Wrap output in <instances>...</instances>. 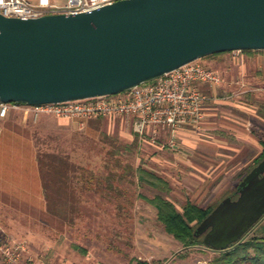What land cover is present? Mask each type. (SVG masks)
<instances>
[{
    "label": "water",
    "instance_id": "1",
    "mask_svg": "<svg viewBox=\"0 0 264 264\" xmlns=\"http://www.w3.org/2000/svg\"><path fill=\"white\" fill-rule=\"evenodd\" d=\"M264 51V0H120L79 15L0 14V100L115 96L208 56ZM196 229L224 252L264 217V160Z\"/></svg>",
    "mask_w": 264,
    "mask_h": 264
},
{
    "label": "rangeland",
    "instance_id": "2",
    "mask_svg": "<svg viewBox=\"0 0 264 264\" xmlns=\"http://www.w3.org/2000/svg\"><path fill=\"white\" fill-rule=\"evenodd\" d=\"M226 57L223 62L205 64L219 72L224 80L221 90H218L219 102L213 104L210 100L206 104L205 120L216 116L218 122L224 124H230L231 120L242 123V130L251 133L255 141L250 143L236 137H220L228 142L230 149H224L220 144L214 148L232 155L234 159L238 153L235 151H247L238 161L244 162L264 150V52L250 57L243 52H233ZM205 90L211 94L209 87ZM107 120L94 141L85 137L78 139L81 148L74 151L72 158L82 170L73 185V198L65 195L64 199L69 198L71 203L68 209L63 208L68 228L63 229L62 236L56 237L48 231L43 235V227L38 222L33 223V227H16L20 233L14 240L26 242L28 246L18 264H137V260L149 264H207L212 261L221 252L210 251L202 245L186 247L165 230L158 219L157 208L146 199H153L158 191L141 187L132 174L128 178L122 177L128 167L135 170L143 166L169 183L170 191L162 194L180 212H184L189 201L197 205L195 202L200 200L201 187L185 180L183 173L174 165V169L169 168L173 163L168 162L172 149H161L160 145L167 143L170 137H161L157 143L148 137V144H140V141L136 142L130 120ZM200 136L214 143L210 135L203 133ZM60 138L55 133L45 137L36 131L39 154L57 153L70 157L71 151L63 150L64 141ZM58 149L61 151H56ZM208 190L203 189V195H207ZM224 194L227 196L229 192ZM16 208L11 211L0 206V227L3 230H6L4 219L9 218L10 213L15 220L27 216L21 207ZM5 209L8 212L2 211ZM30 228L32 230H27ZM21 231H32L36 236H27ZM253 236L264 237V218L246 239ZM41 239L46 241L45 245ZM57 240L59 246L56 245ZM71 244L85 249L87 254L75 251ZM54 248L59 250L53 251ZM0 264H5L3 256H0Z\"/></svg>",
    "mask_w": 264,
    "mask_h": 264
},
{
    "label": "crops",
    "instance_id": "3",
    "mask_svg": "<svg viewBox=\"0 0 264 264\" xmlns=\"http://www.w3.org/2000/svg\"><path fill=\"white\" fill-rule=\"evenodd\" d=\"M245 54L249 57L253 55ZM228 55H219L204 59L205 61L199 60V62L204 66H206L205 64L213 65L225 61ZM222 85L215 89H210L212 90L210 95L206 91L207 89L205 90L206 86H202L201 88L206 95L211 96V102L214 104L219 102L218 90H221ZM51 117L53 116L43 115L35 122L32 116L25 115L20 111H12L6 118L0 119L2 131L0 137V206L8 208L11 211L17 210L16 207H21L25 215H27L25 219L16 218L17 220H15L12 218L13 214L9 211V218L4 219V226L6 227L4 231L12 239L20 233L16 227H23L25 225L33 227V223L37 224V222L43 227L42 230L44 232H41L43 235H46V231H48L50 235L52 234L56 237L62 236L63 229L68 228V218L63 213L51 212L48 208L39 163L40 150L35 139L36 131H39L45 137L54 133L58 137H61L64 141L60 138V141L64 143L63 150L71 151V162L81 166L79 163L74 162L72 158L74 151H80L81 148L78 139L80 140V138L85 137L94 141L98 134H100L101 126L105 121H109L107 119L125 121V118L120 117L92 118L86 121L84 129H81L77 120L61 118H57L56 120ZM230 122V124L218 122L215 116V118L209 117L208 120L206 118L199 127H188L173 133L169 131L161 132L160 138L175 136L179 148L178 151H171V158L168 162L172 163L173 161V163L169 168L174 169L172 167L174 165L177 167V171L183 173L185 180L190 181L192 184H199L201 195L198 196V199L200 200L195 203L202 209H212L214 211L225 198L233 195L238 185L254 168L256 161L264 152L262 150L260 154L254 156L252 159L238 162L243 155L248 153L247 151H235V153L238 152L235 159L230 154L217 151L214 147L219 146L218 144L224 149H230L228 142L223 139L221 140L220 137L225 138L228 136L232 139L237 138L250 143L255 141L251 133L242 130L241 127L243 125L240 121L231 120ZM203 133L210 135L214 143L201 139L200 135ZM134 135L136 136V142L140 141V144L144 145L149 143L148 137L150 135L145 137H140L136 133ZM46 151L50 150L46 149ZM56 151L61 150L58 149ZM160 163L164 164L161 160ZM152 170L157 172L156 168H152ZM205 188L209 189L207 195H203L202 192ZM224 192H229V194L224 196L226 195ZM188 203L192 202L189 201ZM1 217L3 218V216ZM19 220H22L21 223H19ZM27 230H32V228ZM21 233L27 236H36L32 231H21ZM247 235L243 240L247 238ZM41 242L44 245L46 243L43 239H41ZM56 245H60L58 240ZM73 245L71 244L72 249H74ZM205 247L213 252H221L207 246ZM58 250L59 248L53 249V251Z\"/></svg>",
    "mask_w": 264,
    "mask_h": 264
},
{
    "label": "built area",
    "instance_id": "4",
    "mask_svg": "<svg viewBox=\"0 0 264 264\" xmlns=\"http://www.w3.org/2000/svg\"><path fill=\"white\" fill-rule=\"evenodd\" d=\"M120 0H0V14L9 18L36 19L47 15H79L99 10ZM224 80L219 72L199 61L169 73L151 83L115 96H101L84 100L27 106L3 103L0 100V119L12 111H20L37 122L43 115L77 120L84 129L92 118H125L132 121L140 137L150 135L153 143L162 131L171 133L188 127H199L205 120V106L212 98L202 86L215 89ZM0 128V137H1ZM178 151L175 136L160 145ZM26 242H17L0 227V256L5 264H18L27 251Z\"/></svg>",
    "mask_w": 264,
    "mask_h": 264
},
{
    "label": "trees",
    "instance_id": "5",
    "mask_svg": "<svg viewBox=\"0 0 264 264\" xmlns=\"http://www.w3.org/2000/svg\"><path fill=\"white\" fill-rule=\"evenodd\" d=\"M257 52L264 51H243V53L248 54ZM231 53L233 52L218 53L204 59ZM263 160L264 152L256 161L254 167ZM118 162L120 161L118 160ZM39 163L48 208L51 212L64 213L63 208L66 207L65 209H68L71 205L69 198L64 201L66 198L65 195L73 198V185L76 179H78L79 171L82 169L80 166L72 163L69 156H63L57 153L39 154ZM128 168L127 172L122 174V177L128 178L132 174L137 178L141 187H149L158 191L159 194L153 199H146L157 208L158 219L165 230L174 235L186 247L205 246L202 238L195 235L197 229L196 224L199 226L213 210L202 209L195 204L188 203L184 212H180L176 205L162 194L170 191V185L165 179L143 166H139L135 170L132 166ZM74 249L83 255L87 254V251L78 245H75ZM136 263L149 264L141 260H137ZM207 264H264V237L253 236L243 240L232 246L229 250L219 253Z\"/></svg>",
    "mask_w": 264,
    "mask_h": 264
},
{
    "label": "flooded vegetation",
    "instance_id": "6",
    "mask_svg": "<svg viewBox=\"0 0 264 264\" xmlns=\"http://www.w3.org/2000/svg\"><path fill=\"white\" fill-rule=\"evenodd\" d=\"M237 189H238V187H237ZM237 189H236L235 193H234L233 195H231V197H234V196H236L235 194H236V193H237V191H238Z\"/></svg>",
    "mask_w": 264,
    "mask_h": 264
}]
</instances>
